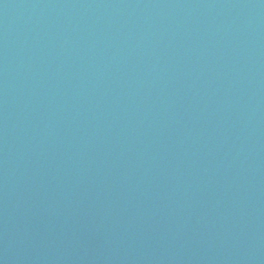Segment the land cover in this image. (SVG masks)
<instances>
[{
	"label": "water",
	"instance_id": "95a60500",
	"mask_svg": "<svg viewBox=\"0 0 264 264\" xmlns=\"http://www.w3.org/2000/svg\"><path fill=\"white\" fill-rule=\"evenodd\" d=\"M0 264H264V0H0Z\"/></svg>",
	"mask_w": 264,
	"mask_h": 264
}]
</instances>
